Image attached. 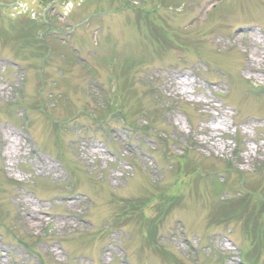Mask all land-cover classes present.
Masks as SVG:
<instances>
[{
  "label": "rangeland",
  "instance_id": "1",
  "mask_svg": "<svg viewBox=\"0 0 264 264\" xmlns=\"http://www.w3.org/2000/svg\"><path fill=\"white\" fill-rule=\"evenodd\" d=\"M15 1L0 0V186L7 185L4 179L17 184L9 199L3 196L4 216L14 220L0 224V264H264V239L253 245L251 229L249 236L240 223L216 226L208 218L217 202L212 174L233 184L225 197L239 191L245 175L249 187L257 184L254 190L264 192V0H177L186 4L174 11L169 7L176 0H166L149 22H139L135 7L158 0H84L90 6L76 20L65 18L68 0H60L53 22H88L96 47L85 62L93 73L76 64L63 78L60 71L68 67L60 51L41 100V45L34 32L23 39L27 44L12 40L16 28L29 22L10 17ZM29 3L43 16L42 4ZM150 22L164 28L167 39L158 38ZM145 55L149 62H140ZM124 78L131 82L127 91ZM65 107L85 113L69 120ZM48 114L69 121L54 127ZM164 155L173 159L167 162ZM183 156L190 160H179ZM193 158L208 174L204 180L189 164ZM214 161L217 171L209 174ZM133 166L140 179L127 185ZM39 181L60 188L31 191ZM157 182L182 196L171 216L157 223L158 241L175 260L149 250L147 260L135 255L147 233L142 222L153 218L152 211L138 221L125 219L115 206L119 198L151 196Z\"/></svg>",
  "mask_w": 264,
  "mask_h": 264
},
{
  "label": "bare ground",
  "instance_id": "2",
  "mask_svg": "<svg viewBox=\"0 0 264 264\" xmlns=\"http://www.w3.org/2000/svg\"><path fill=\"white\" fill-rule=\"evenodd\" d=\"M8 149H9V147H8ZM10 150V149H9Z\"/></svg>",
  "mask_w": 264,
  "mask_h": 264
}]
</instances>
